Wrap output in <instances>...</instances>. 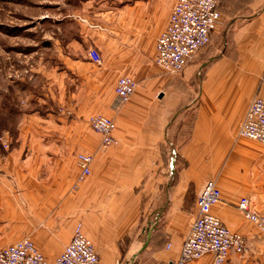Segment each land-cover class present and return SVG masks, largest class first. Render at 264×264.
I'll return each instance as SVG.
<instances>
[{
    "label": "crops",
    "instance_id": "obj_1",
    "mask_svg": "<svg viewBox=\"0 0 264 264\" xmlns=\"http://www.w3.org/2000/svg\"><path fill=\"white\" fill-rule=\"evenodd\" d=\"M176 2L67 3L30 80L38 92L21 102L0 94V119H16L0 124V249L30 238L54 260L80 222L100 264H174L196 195L214 179L213 213L246 241L227 264H264V232L238 208L247 197L264 215V144L239 136L251 100L264 96V0H223L211 44L170 75L155 62L156 42ZM122 75L138 86L119 106ZM96 113L116 121V144L102 148L87 123ZM80 152L93 155L83 181Z\"/></svg>",
    "mask_w": 264,
    "mask_h": 264
},
{
    "label": "built area",
    "instance_id": "obj_2",
    "mask_svg": "<svg viewBox=\"0 0 264 264\" xmlns=\"http://www.w3.org/2000/svg\"><path fill=\"white\" fill-rule=\"evenodd\" d=\"M223 0H177L166 28L156 42V64L170 75L179 74L197 54L211 42L212 34L221 23ZM88 58L102 63L94 44H89ZM264 85V75L261 78ZM138 82L131 76L118 78L114 92L119 106L126 104L137 89ZM89 127L101 135L102 148L118 142L114 132L116 121L102 113L87 119ZM239 136L264 144V96L256 95L246 111ZM3 147L7 149L6 140ZM81 169L78 181L91 174L93 155L78 153ZM0 159V174L3 173ZM221 201V191L214 179L205 181L196 195V215L190 225L174 264H191L206 255H212L211 264H227L230 253H244L246 241L242 234L232 231L216 216L212 209ZM238 208L246 219L264 232V215L251 206L250 199L242 197ZM168 248L170 244L167 245ZM0 264H100V255L93 241L86 236L82 223H77L71 241L54 260H48L30 238H23L0 249Z\"/></svg>",
    "mask_w": 264,
    "mask_h": 264
},
{
    "label": "rangeland",
    "instance_id": "obj_3",
    "mask_svg": "<svg viewBox=\"0 0 264 264\" xmlns=\"http://www.w3.org/2000/svg\"><path fill=\"white\" fill-rule=\"evenodd\" d=\"M67 3L74 4V0H0V94L4 101L21 102L22 97L38 92L31 81L42 52L57 34L56 20ZM0 120L1 125L10 126L16 119Z\"/></svg>",
    "mask_w": 264,
    "mask_h": 264
},
{
    "label": "trees",
    "instance_id": "obj_4",
    "mask_svg": "<svg viewBox=\"0 0 264 264\" xmlns=\"http://www.w3.org/2000/svg\"><path fill=\"white\" fill-rule=\"evenodd\" d=\"M210 44H211V42H210L207 46H205L203 49L207 48ZM203 49H202V50H203Z\"/></svg>",
    "mask_w": 264,
    "mask_h": 264
}]
</instances>
